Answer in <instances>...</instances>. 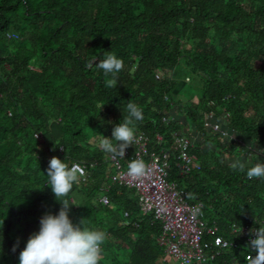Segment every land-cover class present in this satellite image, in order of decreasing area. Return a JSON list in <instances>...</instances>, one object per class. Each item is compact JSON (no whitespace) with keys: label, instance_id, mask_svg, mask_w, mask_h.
<instances>
[{"label":"trees","instance_id":"obj_1","mask_svg":"<svg viewBox=\"0 0 264 264\" xmlns=\"http://www.w3.org/2000/svg\"><path fill=\"white\" fill-rule=\"evenodd\" d=\"M105 52L124 62L116 87L98 67ZM189 74L197 91L185 90ZM130 101L144 117L135 135L167 152L168 180L202 204V220L229 242L204 264L256 256L233 226L264 227V179L247 178L255 164L232 167L229 149L241 150L221 143L211 124L258 147L264 162V0H0V264H19L41 217L62 206L47 177L53 156L84 168L64 198L73 224L84 219L107 234L98 264H171L157 242L161 223L141 211L133 188L112 182L100 147ZM180 135L198 163L186 173Z\"/></svg>","mask_w":264,"mask_h":264},{"label":"clouds","instance_id":"obj_2","mask_svg":"<svg viewBox=\"0 0 264 264\" xmlns=\"http://www.w3.org/2000/svg\"><path fill=\"white\" fill-rule=\"evenodd\" d=\"M104 59L100 60L98 67L105 75L112 74L113 79L107 81V86L116 87V73L123 68V60L115 53L105 52ZM127 116L123 122L114 126L112 138H103L100 147L112 158H123L125 150L135 143L136 122L143 120L142 109L135 103L126 105ZM56 156L49 161L47 177L49 185L56 199L61 203L58 214H45L40 219L38 232L30 235L25 248L19 254V264H98L101 259V245L107 239V234L100 229H92L84 225V219L79 224H73L69 217L70 204L67 197L74 183H77L83 169L79 164L71 167ZM248 161L237 160L232 164L234 169L245 171ZM150 171L149 165L139 155L128 163L127 175L133 178L146 176ZM248 179H264V162L248 167ZM64 198V199H61ZM255 239L249 241L251 249L256 256H249V264H264V227L250 230ZM15 251V246L13 248Z\"/></svg>","mask_w":264,"mask_h":264},{"label":"built area","instance_id":"obj_3","mask_svg":"<svg viewBox=\"0 0 264 264\" xmlns=\"http://www.w3.org/2000/svg\"><path fill=\"white\" fill-rule=\"evenodd\" d=\"M211 126L221 137L228 136L218 123ZM175 142L179 148L178 159L182 173L198 167L196 157L188 153L191 139L180 135L175 138ZM137 155L149 165L150 171L146 176L133 178L126 173L128 163ZM167 156L166 151L149 149L147 137L143 133L135 135L132 150L130 148L125 150L123 157L125 162L123 158H112L109 154L108 161L114 167L111 180L113 183L133 188L138 196L141 211L146 214L152 213L154 219L161 223L162 232L157 237V242L164 247L170 259L178 260L182 264L192 262L204 264L208 259H212L220 248L227 247L229 242L217 233V226H208L202 220V204L189 203L185 198V191L179 188L176 182L168 180ZM80 166L84 175V168ZM99 201L103 204L109 203L105 194L100 195ZM233 232L244 235L249 241L255 239L250 228L245 226L242 228L233 226ZM205 235L211 240H205ZM211 248L214 252L207 256L206 251ZM249 256L252 255L247 254L246 259Z\"/></svg>","mask_w":264,"mask_h":264},{"label":"crops","instance_id":"obj_4","mask_svg":"<svg viewBox=\"0 0 264 264\" xmlns=\"http://www.w3.org/2000/svg\"><path fill=\"white\" fill-rule=\"evenodd\" d=\"M215 123V122H214ZM222 130L226 131L228 136L225 137H221L220 142L222 143H235V147L237 146L241 152L238 156H236L234 154V148H230V152L232 153L231 156H229V159L232 161H237V160H241V161H248L247 164H256L260 162L261 156H262V151L260 149H258V147L254 146L253 144H250L248 142H246L243 138H241V136L236 135L235 133L229 131L227 128L221 127ZM184 130L189 131L191 137H193L195 139L196 142H200L202 143L201 137L199 136V134L197 132H195L194 128L192 126H187L185 124L184 126ZM202 148H208L211 147V144L207 145L205 143L201 144ZM215 147V145L213 146Z\"/></svg>","mask_w":264,"mask_h":264},{"label":"rangeland","instance_id":"obj_5","mask_svg":"<svg viewBox=\"0 0 264 264\" xmlns=\"http://www.w3.org/2000/svg\"><path fill=\"white\" fill-rule=\"evenodd\" d=\"M189 81L187 82V84H186V86L187 87H185L186 89L185 90H191V88H193V90L195 91H197V88L199 87V81H198V77L196 76V75H193V74H189ZM192 91V90H191ZM170 262H171V264H174V263H176V261L175 260H173V259H170Z\"/></svg>","mask_w":264,"mask_h":264}]
</instances>
